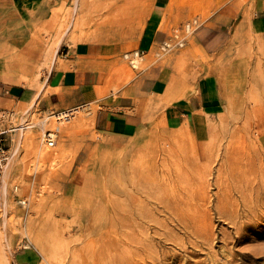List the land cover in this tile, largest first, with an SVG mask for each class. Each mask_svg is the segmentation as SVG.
Instances as JSON below:
<instances>
[{
    "label": "rangeland",
    "instance_id": "1",
    "mask_svg": "<svg viewBox=\"0 0 264 264\" xmlns=\"http://www.w3.org/2000/svg\"><path fill=\"white\" fill-rule=\"evenodd\" d=\"M117 1L50 0L52 6L42 5L38 11L33 4H27L32 18L29 26L33 29L28 50L1 47L0 56L14 74L39 77L42 64L28 51L44 49L54 31L60 37L68 35L70 41L77 42L97 31L103 35L124 37L141 29L145 19L143 11L149 8L152 0H126L124 4L114 6ZM181 2L187 4L177 21L184 28L176 29L173 37H185V44L177 45L176 39L172 40V47L159 49L149 63L158 61L162 66H172L171 86L183 78L191 83L190 90H194V83L200 76L216 72L220 75L223 94L220 107L207 111L208 117L204 121L184 123L179 127L169 126L164 121L165 104L149 103L151 107L144 113L149 117L147 127L141 128L135 136L125 138L96 128L97 105L70 109V114L59 123L53 116L61 111L44 110L37 105L36 99L31 103L19 102L18 105L0 104V107L15 112L14 122L19 126L14 132L0 195L3 208L0 216V264H71L75 257L85 256L86 252L99 253L100 250L103 253L104 243L94 237L101 233L98 225L104 221L96 222L93 218L89 223L88 220L90 216L103 215L113 207L120 212L135 213L141 205L135 196L139 170L144 169L142 180L150 170H166L171 181L178 179L180 182L176 191L184 192L188 189L186 179L189 171L184 154L190 152L206 161L191 175L208 173L212 183L209 194L216 204L219 186L214 182L221 164L225 170L223 178L229 182L247 170L243 164L228 163L226 153L238 150L244 154L257 146L264 154V32L250 27L254 16L253 0ZM230 4H234L242 16L226 30L231 37L228 44L214 55L204 49L198 51V25ZM48 14L50 17L40 23V17ZM187 24L191 27L186 31ZM126 57L131 65H141L132 62L141 59L139 56ZM202 62L204 69H200L199 63ZM46 117L45 125H36ZM46 130L57 132L54 142L47 143L43 138ZM152 180L160 182L163 175ZM255 180L263 181L264 173L256 174ZM224 190L231 192L226 185ZM166 192L158 191L161 195ZM231 193L239 196L235 189ZM18 198L29 199L27 207L22 206ZM140 201L153 203L154 200L144 194ZM187 209L190 211L191 208ZM161 216L173 226L174 215ZM214 224L217 230L235 231L227 220L219 216L215 217ZM123 229L116 231L135 232L134 229ZM249 237L256 238L252 242L264 243V236L257 238L255 233H251ZM250 242L245 241L239 246ZM223 245L219 239L215 249ZM169 246L179 250L174 243ZM237 255L242 257V254ZM244 260L249 262L246 258Z\"/></svg>",
    "mask_w": 264,
    "mask_h": 264
},
{
    "label": "crops",
    "instance_id": "2",
    "mask_svg": "<svg viewBox=\"0 0 264 264\" xmlns=\"http://www.w3.org/2000/svg\"><path fill=\"white\" fill-rule=\"evenodd\" d=\"M49 1L0 0V48L28 50L33 29L29 26L32 18L26 5L33 4L38 11L42 5H51ZM181 1L152 0L149 8L143 11L142 28L124 37L103 35L99 40L84 37L72 42L68 35L60 37L52 32L44 49L28 51L42 64L39 77L14 74L0 56V104L18 105L36 99L37 105L44 110L59 111L97 105L96 128L125 138L147 127L149 117L144 113L153 102L166 105L163 118L169 126L180 127L184 123L206 120L207 111L219 108L223 102L219 74L200 76L194 83V90H190L191 83L183 78L171 86L172 66H162L158 61L146 63L162 44L175 40L173 32L176 29L184 28L177 21L187 4ZM252 10L250 27L264 32V0H253ZM50 14L40 17V23ZM241 16L234 4L210 15L197 27V50L204 49L211 55L220 53L231 38L226 30ZM127 55L141 57L143 64L131 65ZM199 65L204 69L203 62ZM7 76L21 82H13Z\"/></svg>",
    "mask_w": 264,
    "mask_h": 264
},
{
    "label": "bare ground",
    "instance_id": "3",
    "mask_svg": "<svg viewBox=\"0 0 264 264\" xmlns=\"http://www.w3.org/2000/svg\"><path fill=\"white\" fill-rule=\"evenodd\" d=\"M125 2L127 1L119 0L113 5H122ZM101 36L103 33L97 31L86 35L84 39L99 40ZM152 59L153 56L148 58L146 63ZM132 62L143 64L141 59ZM6 78L13 82H21L10 76ZM69 114L70 111H65L53 117L61 123ZM46 121L47 117L42 118L36 125H45ZM106 139L105 141H107ZM248 150L250 149L248 148ZM185 153L184 159L189 166L186 179L188 189L186 191H176L180 182L178 179L171 181L170 174L166 170H150L145 180L141 179L144 169L141 172L139 170L136 174L138 180L135 182V196L141 205L135 209V213L133 211L120 212L113 207L111 208L113 211L109 208L103 215L90 216L89 223L93 218L96 222L104 221L98 225L102 230L101 233L94 238H100L104 243L103 251L105 253L100 250L99 253L86 252L85 256L75 257L71 264H264V243L252 242L256 238L249 237L251 233H255L257 238L264 236V227H262L264 224V180H255L256 174L264 173L262 149L256 146L248 153L246 152L247 155L238 150L226 153L228 163L243 164L247 166V170L243 174L235 176L233 182H229L223 178L225 170L224 164H221L219 175L214 182L219 186L216 204H213V199L209 194L212 183L207 177L208 173L204 176L197 174L193 177L191 175L206 161L190 152ZM231 163L230 165H232ZM209 169L211 172V167ZM230 172L233 171L230 170ZM161 175H163L162 181L154 182L152 180L155 176ZM225 185L231 192L235 189L239 196L224 190ZM160 190H167V192L165 195H161L158 193ZM144 194L150 200L153 199V203L151 201L141 202V197ZM187 208H191L190 211ZM192 209L194 211L191 213ZM161 215H174L173 226L166 218H161ZM216 216L227 220L235 231L217 230L214 224ZM119 228H128L125 229L127 231L134 229L135 232L121 233L123 232L121 230L118 233L116 230ZM219 239L223 241L224 245L215 249L216 241ZM245 241L251 242L239 246ZM170 243L177 245L179 250L171 249ZM42 247L44 248V246ZM79 249L80 247L77 251ZM240 251L242 253H238ZM204 254L205 256L202 257ZM237 254H242V257L239 258ZM244 258L248 259L250 263H247ZM259 259L263 261L260 262Z\"/></svg>",
    "mask_w": 264,
    "mask_h": 264
},
{
    "label": "built area",
    "instance_id": "4",
    "mask_svg": "<svg viewBox=\"0 0 264 264\" xmlns=\"http://www.w3.org/2000/svg\"><path fill=\"white\" fill-rule=\"evenodd\" d=\"M190 27L191 25L187 24L185 28L186 31L189 30ZM174 37L177 41L176 43L177 45L185 44L186 42L185 37H180V35H175ZM171 46L172 43L170 41H167L161 45V49L165 50L167 48H170ZM65 111H71V110L70 109L63 110L61 112H65ZM14 119H15V112L13 110L0 107V195L3 186L4 169L10 158L11 143L13 141L14 132L19 128L17 123L14 122ZM56 137H57V132L55 130H46L43 133V138L46 140L47 143L54 142ZM18 202L24 207H27L28 205V200L24 198H18ZM2 209L3 208L1 207V202H0V216L2 215Z\"/></svg>",
    "mask_w": 264,
    "mask_h": 264
}]
</instances>
